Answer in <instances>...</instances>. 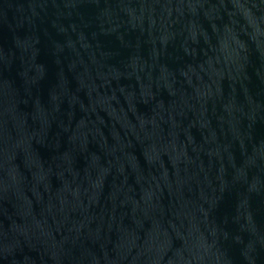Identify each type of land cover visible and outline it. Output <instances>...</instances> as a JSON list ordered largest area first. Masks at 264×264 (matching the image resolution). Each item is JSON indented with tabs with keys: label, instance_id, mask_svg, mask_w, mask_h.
Returning a JSON list of instances; mask_svg holds the SVG:
<instances>
[{
	"label": "water",
	"instance_id": "water-1",
	"mask_svg": "<svg viewBox=\"0 0 264 264\" xmlns=\"http://www.w3.org/2000/svg\"><path fill=\"white\" fill-rule=\"evenodd\" d=\"M0 264H264V0H0Z\"/></svg>",
	"mask_w": 264,
	"mask_h": 264
}]
</instances>
